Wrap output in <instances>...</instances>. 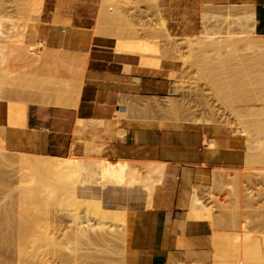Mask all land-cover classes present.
I'll return each mask as SVG.
<instances>
[{
	"label": "rangeland",
	"instance_id": "374dc122",
	"mask_svg": "<svg viewBox=\"0 0 264 264\" xmlns=\"http://www.w3.org/2000/svg\"><path fill=\"white\" fill-rule=\"evenodd\" d=\"M224 6H231L232 8L230 7L231 9L226 10V7ZM253 8L254 6L252 4H247V3H239V4L227 3V4L216 5L213 2H210L209 0H124L123 3L120 4L118 7H116L115 9L111 8L110 10L105 5L100 3V0H0V17L2 16L3 18L6 19L5 22L6 26L4 25L5 28L7 29L6 32L9 30L13 31L14 29L11 28H13L14 25L15 38H13L14 37L13 33H12L13 35L11 34L12 36H10V33L12 31L9 33V36L12 37V39H14L16 45L22 47H29V48L46 47L43 45V40L34 38L30 34L32 31L31 30L32 26H39L40 34L42 35L45 34L44 36L47 37L46 31L44 29L42 30V28H48V26H44L40 24V21L50 23L53 26V30L55 31L62 30L65 33H69L72 30V26L74 25H82L85 27H89L87 33L91 37H103L113 40L115 43L116 52L138 56L142 64L148 66L150 71H153L154 73H160L163 71L164 68H166V66H168L165 75L170 79L171 85H170V91L166 96L147 97V98H136V97L129 98L125 102V106L123 105L121 106L124 110H122L121 108L120 111L121 113H119L117 116H115L114 119H112V121L110 122L111 124L109 126L96 125L93 128L94 129L92 133L93 139L90 141L89 145L85 148V150L87 151L96 150L102 152L105 154L104 156L106 159L110 161H115V158L107 156L108 154L105 151V144L113 141V139L110 138L111 135L115 136L116 134L122 136L123 130L117 129V126L120 124V121L124 116L125 109L127 110V112L131 117V120L128 122V126H133L135 128H154L158 130H181L176 125H174V122H176L177 120L185 123V121H190L191 119V120H199L200 122L203 120L205 121L208 120L209 124L212 127H224L227 124L228 126L231 127V129H234L235 124L233 121V117L230 113L233 110L239 111L240 116L245 121L251 118H258L264 126V101L261 100L262 99L261 97L264 96V92H263L264 66H260L263 65L261 60H264V58L261 60L259 58L261 57L260 56L261 54L259 53H261L260 51H262L263 48L261 46H264V41H263L264 30H262V28L257 26L255 27L256 33L252 34L251 31L253 27L249 26V28L244 29L243 27L236 25L237 21H235L237 18H243L244 13L249 10H252ZM226 11L230 12L229 16L225 15ZM225 17H227L228 19L227 21L235 22L233 24L231 23L230 31L228 33H225V31L222 30L220 36L218 34H213L212 32L217 30L215 29L217 27L216 25L220 26L218 28L222 27V29H224L227 26L226 23H221V21ZM161 19L162 21L165 22L164 23L165 29L167 31L164 32L158 31V28H160L159 26L161 25L160 23ZM7 21H9L10 23ZM10 26L12 27L10 28ZM108 29L111 31H108ZM205 33L206 34L208 33L210 35L209 37L213 39L212 41H210V43H213L214 45H208L207 43L206 47H204L205 43H202L204 44L202 48V44H198L197 43L198 41H196L197 45H200L201 47H199L200 49L198 50V48L196 47L197 45L195 46L196 43H194V46L197 48V49L194 48L195 49L194 52L196 53V55L193 52L195 58L191 59L190 57H186L188 56L185 48L186 46L185 44H182L183 42L181 41V39L183 37H190L192 40L198 39L201 43V41H203L207 37ZM168 34L171 36H168ZM218 37H221L222 40L227 42V46H228L227 48L229 49V53L227 51L228 54L227 53H223V55L221 54L222 57L220 54H218V52L222 53V50H220L221 51L220 52L218 50L219 46H216L214 43V41ZM174 42L176 44H173ZM226 42L223 43L226 45ZM223 43L221 45H224ZM207 46L210 50L207 49L203 50L207 48ZM209 46L212 47L210 48ZM229 47H232L233 49ZM258 48L259 50L260 49L261 50L259 51ZM212 49H214L215 52L214 50L212 51ZM231 49L232 52L230 53ZM233 50H237L238 52ZM203 51L206 53H203ZM217 54L219 57H221V60L219 59V57L218 59H216ZM184 55L187 60L191 59L193 61H196L193 64L194 66L196 64L200 65L201 69L199 68L200 71L198 70L199 74L196 71L197 65L195 66V68L193 67V65L191 66L190 63L192 62L187 60L186 62L184 60L185 59ZM262 56H264L263 53ZM223 57H225L224 60L227 62L223 61ZM184 63L185 65H183ZM224 63L225 65H223ZM191 68L193 69V71ZM2 71H0V75L5 72V69L3 72ZM30 71H31L30 69L24 68L23 66L18 68L14 66H10L6 71L7 76L10 77L15 76V78H10L8 80V85H7L8 88L6 89L7 90L9 89L14 79H16L15 81L17 82H21L23 80V79L22 80L18 79L19 75L21 76V78H25V77L27 78L28 76H31ZM178 74L180 76L176 77ZM186 77L187 78L189 77L188 80ZM11 79L12 81H10ZM210 86L216 89L215 93L218 95L219 98L221 97L222 99L221 101L225 102L228 106L230 105L229 107L227 106L228 109L230 108V110L226 109L225 103H224L225 105H223V103L221 104V102L219 101L220 99H218V97H214L215 94L213 92L214 89L212 90ZM11 88H13V86L10 87L9 89L10 92L9 91L7 92L5 89V92L2 94L3 102H9L8 104L10 105L16 103V101H18V103L20 104L38 105L39 103L38 100L28 93L26 87H22L20 89L17 88L15 91H13V89ZM216 94L215 96H217ZM13 100L15 102H13ZM170 104L172 106V109ZM66 108H70V107H66ZM206 118L208 119L206 120ZM211 121L213 123L214 122L216 123L212 124ZM102 128H107V130L104 131ZM249 130H250L249 135L251 136L254 135L252 128L249 127ZM15 131L19 133L18 130ZM17 132L13 134V137H17L18 134ZM13 137H11L10 140L8 141L0 137V151H2L1 149H3L2 151L4 152L3 156H6L3 157L2 161L0 160V168H1L0 207L1 208L4 207L2 208L3 210L4 209L7 210V211L4 210L5 213H2L3 210L0 208V216H1L0 230L2 231V232L0 231V249H1L0 254H2L0 255V263L1 264L15 263L14 262L15 252L13 251L12 254V250L15 248L13 247V245H15L14 236L18 231L16 227H18L20 223V215L18 214V212H16L17 210L15 207L16 201L14 199L17 198L16 193L26 192L29 200L27 203L26 211L23 213V215H27L28 222H26L27 221L26 219H25L26 221L25 220L24 221L28 224V228L25 238L22 239L21 242H19V247H18V250L20 251L21 259L23 260V264H124L125 247H128L129 244L123 245L121 242H119V240H117L118 241L117 242L115 239L117 245H121V247L119 248V246L117 245H115L117 246L115 247L113 244L112 245L114 247H111V243H109V240H111L113 237L107 236L108 243L104 242V244H107L112 249L119 248L117 254H115L117 249L116 250L115 249L112 250L111 248L109 249V251L111 250L112 252L115 251L113 252L115 254L114 255L111 254L112 252L111 253L106 252L108 251L107 249L105 252H101L103 248L100 247L101 245H99V242H98L99 246L96 243L89 245L88 244L84 245L85 244L84 243L82 245V244H76L75 241L70 239L69 236L72 227L70 218L68 217V213H69L68 210L70 209V207L67 206L68 204L67 201L61 202V200L64 199L66 196L65 189L62 186H60L58 182H56L54 175L50 171L51 166L48 165L45 170H40L36 173L31 171L29 160L26 158L25 160L21 156H23L24 150L31 146L32 141L28 139L25 147L23 146L17 147V142ZM11 139H13V142L16 143H13ZM3 140L6 143L8 142L7 143L8 146L10 142L9 148L8 146H6V143L3 142ZM250 147L251 145L249 144V148ZM11 150H14L16 155ZM250 153L251 152H249L248 155H250ZM17 155L19 156L21 155L20 159L19 157L18 158L16 157ZM75 155L77 156L80 155L79 149L75 150ZM54 157L55 159L52 160H56L60 162H63L65 159H67V156L64 157L54 156ZM116 161L119 162V165L118 167L115 166L111 167L110 176L111 179H113L116 185L118 186L122 181L130 182L131 178H138L141 181H144L147 178L153 180L156 175V171H155V167L150 164L163 163L161 161H139V160L126 161L119 159H116ZM228 166L229 167L226 168L227 172L226 171L224 172L226 174H221L223 173L222 171L221 172L219 171V174H216V172H218L217 170L215 172L210 168H206L204 171L201 172L197 171L195 174H189L185 176L183 180L186 182L188 188H190V186L192 185V190L196 194V196L200 199V202L205 204V206L208 209L209 208L211 209V214H213L212 217H216L215 220L213 219L215 224H216V220L220 221L219 222L220 225L217 224L218 226H220V230H217L219 227L218 228L216 227V229H214L215 234H218L217 232L219 231L221 238V233L223 232L224 236L221 239H224L227 242L230 241L229 239H231V243L232 241L234 243L236 241L239 242L238 241L240 240L239 238L242 237L241 238L242 240H240L241 242L244 240L243 238L245 237L246 241L245 240L244 241L246 243L243 242V244L241 243L242 245L246 244L245 246H247L251 241L253 242L255 241L256 244L257 241L256 239H254L253 234L255 235V233L258 232V235L255 236H260L261 238L264 237V229H263L264 227H262V224H264L263 221L264 220V175L261 177L251 176L248 174H238V173L237 175H235L234 173H236L239 169H237V171L234 170V172L233 170L229 171V169L237 165H228ZM6 171H8V173H6ZM22 173L23 174L25 173V177H23L21 180L16 181L17 180L16 177L17 176L20 177ZM199 173L206 180L200 179V177L198 176ZM8 174L10 176L12 175L13 176L10 177ZM6 175H8L7 180L8 179L10 181L12 180L11 183L10 182L8 183L6 181ZM210 178H213L214 180ZM5 181L7 182V186L6 183H4ZM232 182H234L233 184H235L236 182L235 185L237 186L238 184L237 187H239L238 188L239 191L237 189L238 191L237 194L240 193L239 194L240 196L236 195L237 198L239 197L238 200H236V202L237 201L239 202V203L237 202L238 203L237 205H235L236 202L234 201L236 197L232 195V192L230 191ZM5 187L8 188L6 189ZM1 188L5 191V194ZM10 189L13 191V196L12 194H10L11 191ZM135 192L136 189H133L132 195H134ZM6 195H8L9 197ZM32 196H34V198L31 199ZM246 196L249 197L252 196L251 199L248 197L250 201L247 200ZM11 197L13 202L11 200ZM4 198L5 199L8 198L10 200L8 199L5 200ZM145 200L150 201L151 197L147 196ZM5 201H7V203ZM80 202L82 203V207L79 209L80 212L83 213L85 210L96 212L95 206L88 204L84 200H80ZM7 207L10 208L8 209ZM11 207L14 209H12ZM133 207L141 209L140 205L135 203ZM10 209L13 211H10ZM116 211H118L120 215L123 214L122 220L128 219V215L126 214L125 211H123L122 213L119 210ZM6 212H8L10 215ZM16 213L18 215H16ZM230 213H233L232 215L235 216V220L237 217L238 220L241 219L243 221L244 219V221L247 222V226L246 225L243 226L244 224H241L242 228L239 227L238 229L237 227V229L240 230L241 234L239 233V231L237 232V230L235 229L236 227L234 228V232L240 234V236H238L239 234L237 235L238 237L236 236V238L238 239H233L235 238L234 236L236 235L234 233H233L234 236L230 238L231 236L230 233L233 230L232 228L233 226L237 224L240 225V223L243 222L239 220L240 223L237 222V224L235 223L233 225L232 223H230L231 224L230 226H232L230 228V226L226 224L227 218L229 217V215H231ZM3 215L4 217H2ZM83 215L84 214H82V216ZM232 215L230 217H232L233 219L234 216ZM5 216H7V218ZM119 218L117 217L116 219L118 220V222H119ZM225 218H226V222H225L226 227H222V224L224 222L221 223V221H223L222 219L225 220ZM3 219L4 221H2ZM228 219H230V221L234 220V219L231 220V218ZM116 220L115 221L113 220V223H115ZM5 223L6 224L10 223V224L4 225ZM115 224L111 223L112 229L114 230L117 229L116 227H113ZM122 224H120V226ZM215 224L214 226H217ZM117 225L119 226V224ZM227 226H229L228 232H227L228 229L225 231ZM4 229L6 232L4 231ZM243 230H246L247 232L249 231L248 237H250L251 241L247 240L245 235H242V234H246V231L243 233ZM6 233H9V236H7ZM10 234L12 235V237H10ZM1 235L4 237L3 238L4 240H2ZM226 235L228 236L226 237ZM5 237L8 238L7 240L10 239L13 241L12 242L8 241L10 242L8 244L7 241L5 240ZM110 237L111 239L108 240V238ZM215 237H217V235H214V238ZM225 237L227 240L225 239ZM260 237L258 239H260ZM68 240H70L72 246L76 247L77 249L76 251L77 253L73 255L75 256L73 257L75 259L73 258L70 259L71 256H69L67 251L62 249V247L57 248L53 245L54 242L66 243ZM247 241H249L248 244ZM4 242H6L5 244L6 246L9 245L7 246L8 248L3 245ZM215 242H217V240H215ZM253 242L251 244L254 245L253 249L256 246L258 247V245L260 246L264 245L263 241L259 242L260 244H258L257 242L258 245L256 244V246ZM95 244L97 246H95ZM241 244L238 245L240 246ZM107 245L104 246L106 247ZM218 246H220L219 243ZM226 246L224 249H226ZM3 247H5L6 249L4 248L5 249L4 250ZM222 247L223 246H220L219 248ZM235 247H231L229 242V249L231 248L230 252L232 251L236 252L237 248ZM248 247H251L252 249V246L248 245L246 248ZM233 248L235 250H233ZM241 248H243V246ZM246 248L244 249V251L246 250ZM253 249L252 251H256V249L255 250ZM97 250L99 251L97 252ZM219 250H220L219 252L221 253V249ZM227 250L228 248L226 249V251ZM241 250L243 249H240L239 247L240 252ZM258 250H260V253L263 251L259 248ZM244 251H242L241 253H243ZM246 251L247 254L243 253L242 255L250 256L249 254L250 251L248 249ZM252 251L251 254L253 253ZM240 252L237 251V254ZM225 254L226 252L224 253V256ZM253 254H252V258L249 257L250 259L248 258V256L245 257V259L247 258L249 259V260L247 259V262L251 263L252 259L254 261V258L257 257V260L259 259V261H256V259L255 261L258 264L264 258L263 254L262 257L259 254V256L262 259L258 258V254L257 255L254 254L256 257L255 256L253 257ZM88 255H90L91 258H94L95 256L96 259H91ZM228 255L229 254L227 253V256ZM239 255L242 256L241 254ZM84 256H86L87 259H84ZM220 256L221 257L219 258H221V260H218L219 262L217 261V263H221V262L225 263V261L226 262L228 261L227 259L228 257L222 260V258H224L222 257L223 254H221ZM1 257L5 261L1 259ZM229 258L230 261L232 258L233 261L234 260L236 261V259H234L236 257L230 256ZM242 258L241 257L237 258V262L239 261L238 263L240 264L242 262H245V260ZM2 260L4 263H2ZM86 260H90V261L86 262ZM247 262L246 264H248Z\"/></svg>",
	"mask_w": 264,
	"mask_h": 264
},
{
	"label": "bare ground",
	"instance_id": "6f19581e",
	"mask_svg": "<svg viewBox=\"0 0 264 264\" xmlns=\"http://www.w3.org/2000/svg\"><path fill=\"white\" fill-rule=\"evenodd\" d=\"M123 1L124 0H100V3L105 5L110 10L111 8L115 9L116 7H118L120 4L123 3ZM224 7H226V10H229L232 8L231 6H224ZM233 8H234V6H233ZM253 9L249 10L247 12L244 11L245 13H244L243 18H237L235 20V21H237L236 25H239L240 27H243L244 29L249 28V26L253 27V29L251 31L252 34L256 33L255 27H257L259 20L264 17V13L256 12ZM224 10H225V8H224ZM225 13H226L225 14L226 16L230 15L229 11H226ZM1 17H0V71H2V70L4 71V69H5V72L0 75V135H1L0 137H2V139L4 138V140L8 141V140H10L11 137H13V134L15 132H17L15 130H18L19 133L17 132L18 133L17 137H13V138H15V141L17 142V147H20V146L25 147L28 139H30L32 141L31 146L24 150L23 156L20 155L23 159L26 158L29 160L30 170L36 173L40 170H45L48 165L51 166L50 171L54 175L56 182H58L60 184V186H62L65 189L66 196L64 199L61 200V202L67 201L68 202L67 206L70 207V209L68 210V212H69L68 217L70 218V222L72 224V227L70 230V236H69L71 240L75 241L76 244H82V245L84 243H85L84 245H86V244L89 245V244H93V243H96L98 245V242H99V245H101L100 247H102L103 250L105 249L104 251L102 250L101 252H105L107 249L108 251H106V252H108V253H111L112 250L115 249V248L112 249L111 247H114L115 245H117V243H116L117 240H119V242H121L123 245L129 244V246H130V243L132 240L135 216L138 212L152 207V204L154 201L153 200L154 196H156L158 194V188L161 187L163 185V182H164L166 163L163 162V163H158V164H154V163L150 164V165H153L155 167V171H156V175H155L153 180H151L150 178L149 179L147 178L144 181H141L138 178H131L130 182L129 181H122L119 186L116 185L115 181L113 179H111L110 170H111V167H114V166L118 167L119 162H117L116 160L110 161V160L106 159L104 156L105 154L102 152H99L96 150L95 151L85 150V148L89 145L90 141L93 139V137H92V135H93L92 133L94 130L93 128L96 125L109 126L111 124L110 122L112 120H110V121H106V120H104V121H102V120L101 121L100 120H86V121L85 120H76L77 121V122L75 121L76 127L73 130L74 132H72L73 145L70 148V151H68L69 153L67 155V159H65L63 162L52 160V159H55L54 156L42 155V154L38 153V151L36 149V145H35V138L33 136H31L28 132H26L23 128V119L25 116L24 112H25L26 104H20V103H18V101H16V103L10 105V104H8L9 102H3L2 101L3 100L2 94L5 92V89L8 88L7 87L8 80L10 78H15V76H12V77L7 76L6 71L8 70V68L10 66L6 65V63L10 60H15V59L19 58L21 61H23V60L25 61V65H23V67L31 70L30 71L31 76H28L27 78L26 77L21 78L20 75L18 76V79H20V80L23 79L21 82L15 81L16 79L13 80L12 85L10 84L11 85L10 87L13 86V88H11V89H13V91H15L17 88L20 89L22 87H26L28 93L31 94L33 97H35L38 100V102H39L38 105L57 106V107H61V108H66V107L76 108L77 107L78 102H79V98H80V94H81V90L83 87V82H84L82 80L81 73H85V72H83L84 70L82 71L81 65L75 66V67H70V69H68V70H70V72L69 73L67 72V74H69V75L71 73V76H69V77L64 72V74L67 76V78H63L61 75H59V73L58 74H52L51 71H49V70H44L43 72H40L39 66L45 65V63L43 61V57H44L45 52L48 50V44H49L48 43V37L44 36L45 34L44 35L40 34L39 26H32L31 27L32 31L30 34L34 38H38V39L43 40V45L46 47H43V48H31L30 47L29 48V47H22V46L16 45L14 39H12V37H10L15 32L14 31L15 30L14 25H13V28H11L12 26H10V28L14 29V30L13 31L11 30L12 32L9 30V31H7L8 32L7 33L6 32L7 29L5 28L6 19L3 17L1 18ZM227 20H228L227 17H225L221 21V23L227 24V26L225 28L223 27L224 29H222V27L218 28L220 26L216 25L217 27L215 29H217V30L213 31L212 33L218 34L219 36L221 35L222 30L225 31V33H228L230 31V28H231V26H230L231 23L233 24L235 22L227 21ZM7 22H9V21H7ZM160 23H161V25L159 26L160 28H158V31H160V32L167 31L165 29V24H164L165 22L162 21V19H161ZM108 31H111V30L108 29ZM9 33H10V36H9ZM207 34H206L207 37L203 41H201V43L198 39L192 40L190 37H183L181 39V41L183 42L182 44H185V46H186L185 48H186V52L188 55L186 57H190L191 59L195 58L194 56L196 55V53L194 52V50L197 48L199 50L200 49L199 47H201L200 45H197V43L198 44L205 43L204 47H206L207 43H208V45H214L213 43H210V41H212L213 39L211 37H209L210 36L209 34L208 35ZM168 36H171V35L168 34ZM13 38H15V34H14ZM196 41H198V42L196 43ZM263 41H264V37H263ZM74 42H76V41H74ZM223 42H226V41L222 40L221 37H218L214 41L215 45L219 46L218 50L219 51L222 50V53L218 52V54H220V55L221 54L223 55V53H227V51L229 53V49L227 48L228 47L227 42H226V45ZM194 43H196L195 46L197 45L196 46L197 48L194 46ZM222 43L224 45H221ZM173 44H176V43L174 42ZM203 45L204 44H202V48H203ZM68 47H70V46H68ZM209 47L211 48L212 46H209ZM261 47H263L262 51H260L261 49L259 50V48H258V50L261 52V53H259V54H261L260 55L261 57H259L260 60L264 58V56H262V53L264 54V46H261ZM229 48H232V47H229ZM60 49H61V46H60ZM60 49H59V51H60ZM206 49L210 50L208 48V46H207V48H205L203 50H206ZM214 49H212V51ZM232 49H231L230 53L232 52ZM53 50H54V48H53ZM65 50L66 49H64V51ZM71 50H73V49H71ZM218 50H216V51H218ZM73 51H75V50H73ZM82 51L83 50H81V52ZM233 51L238 52L237 50H233ZM193 52L195 53V55ZM214 52H215V50H214ZM203 53H206V52L203 51ZM56 54H58V52ZM65 54L66 53H64V55ZM73 54H72V57H73ZM218 54H217V56L215 55L216 59H218V57H219ZM67 55H69V54H67ZM185 55H184V57H185ZM222 55H221V57H222ZM59 56H60V54H59ZM59 56H56V57H59ZM62 57H64V56H62ZM186 57L184 59L185 61L187 60ZM221 57H219L220 60H221ZM225 57H223V61H225L224 60ZM180 58H181V56H180ZM191 59L187 60V61H191L192 63H190V62H188V63H190L192 66L194 64V62H196V61H193ZM86 60H87V58H86ZM229 61H231V60H229ZM225 62H227V61H225ZM261 62L263 63V65H260V66H264V60H261ZM185 63L183 65H185ZM223 65H225V63ZM63 66H65V65H63ZM84 66H85V64H84ZM195 66L193 65L194 68H195ZM45 68H47V66ZM62 68L63 67H61V69ZM199 68H200V65H197L196 71L198 74H199L198 70L200 71V69H201V68L200 69ZM126 69H127V67H126ZM126 69L124 71H126ZM63 70H64V68H63ZM192 71H193V69H192ZM59 72L61 74H63L60 70H59ZM178 76H180V75L178 74L176 77H178ZM188 78H187V80H188ZM183 79H184V77H183ZM20 80H18V81H20ZM179 80H180V78H179ZM10 81H12V79ZM10 87H9V89H10ZM189 88H190V85H189ZM193 88H194V86H193ZM210 88L212 90L214 89L211 86H210ZM9 89L8 90L6 89V91L8 92ZM213 92L215 93L216 89H214ZM263 92H264V90H263ZM215 94H214V97H218V95L216 94L217 96H215ZM261 98H262L261 100L264 101V96ZM218 99H220L219 101L221 102V104L222 103H223V105L226 104L225 102L221 101L222 100L221 97L220 98L218 97ZM218 99H216V100H218ZM205 100H206V98H205ZM13 102H15V101L13 100ZM197 102H199V101H197ZM173 104H174V102H173ZM201 104H202V102H201ZM170 106H171V104H170ZM227 106L228 105L226 104V109H228V107L230 105L228 107ZM121 108L122 107H120V110L117 113L113 114L114 115L113 119L115 118V116H117L119 113H121L120 112ZM171 109H172V106H171ZM122 110H124V109L122 108ZM173 110H174V107H173ZM228 110H230V108ZM175 111H176V108H175ZM233 111H231L230 113L233 117V121L235 124L234 129H231V127L228 126L227 124L224 127H212L207 120L209 118L208 116H207L208 118H206L207 121L203 120L201 122L199 120H191L190 119V121H185V123H184L181 121H177L175 119L176 122H174V125H176L181 130L200 131L203 135L202 144H203V146H205L208 149H227V150H240V151H242L243 157H242L241 164L237 165V166H233L231 169H229V171L233 170V172H234V170L237 171V169H239L238 171L240 173L238 171L237 172L235 171L236 172V173H234L235 175H237V173H238V174H248L251 176H260L261 177L264 175V126L258 118H251V119H248L245 121L240 116L239 111H235V110H233ZM181 116H182V114H181ZM174 117H176V116H174ZM203 118H205V117H203ZM178 119H181V118H178ZM214 123H216V122H214ZM214 123L212 122V124H214ZM249 127L252 128V130L254 132V135H252V136L249 135L250 134ZM102 129L104 131L107 130V128H102ZM116 137H121V135H116V134H115V136L111 135L110 138L114 140ZM4 140H3V142H5ZM11 140L13 142V139H11ZM16 142H13V143H16ZM7 143H6V146H8ZM249 144L251 145L250 148H249ZM9 146H10V142H9ZM9 146H8V148H9ZM77 149H79V151H80V155H78V156L75 155V150H77ZM1 150L3 151V149H1ZM6 150H8V149H6ZM2 151H0V160L1 161L3 160V157H6V156H3L4 152H2ZM11 151L14 152V150H11ZM249 152H251L250 155H248ZM5 153H8V152H5ZM14 154L16 155L15 152H14ZM20 156L17 155L16 157L17 158L19 157V159H20ZM248 157H249V159H248ZM258 160H261V161H258ZM9 162H12V161H9ZM202 167L210 168L215 172L217 170L218 172H216V174H219V171L223 172L221 174H226L224 172L225 171L227 172L226 168H228L229 166L228 165H207V164H204ZM0 170H1V168H0ZM6 173H8V171H6ZM214 173H213V175H214ZM221 174H220V176H221ZM8 175H6V181L8 183L9 182L11 183L12 180L11 181L9 179L7 180ZM211 175H212V173H211ZM12 176H10V177H12ZM98 176H100V177H98ZM198 176L200 177V179L206 180L200 173L198 174ZM23 177H25V173L24 174L22 173V175L20 177L17 176L16 181L21 180ZM211 177H213V176H211ZM210 179H213V178H210ZM6 181L4 183H6V186H7ZM233 183L234 182H232V184H231L230 191L232 192V195H234L236 197V199L234 200L236 202V200H238V198H239V197L237 198V196H240L239 195L240 193L237 194V192L239 191V189H238L239 187H237L238 184L236 186L235 185L236 182H235V184H233ZM1 187H3V186H1ZM235 187H237V188H235ZM5 188L7 189L8 187H5ZM133 189H136V192L134 195H132ZM237 189H238V191H237ZM2 191L5 194V191L3 189H2ZM8 192H9V190H8ZM10 194H12V196H13L12 190L10 191ZM10 194H9V196H10ZM16 194H17V198H15L14 200L16 201V203H15V207L17 209L16 212H18V214L20 215V223H19L18 227L15 226L18 231L16 230L17 233L14 236L15 237V241H14L15 245H13V247H15L14 248L15 250L12 248L13 249L12 254L14 251L15 252L14 253V255H15V261L14 262L15 263L14 264H23V260L21 259L20 251L18 250V247H19V242H21L22 239H24L26 234H27L28 224L26 222H28V220H27V215H23V213L26 211L29 198H28V195L26 192H20V193H16ZM6 196H8V195H6ZM147 196L151 197L150 201L145 200ZM246 197H247V200L250 201L252 196H250V197L246 196ZM32 198H34V196H32L31 199ZM6 199H8V198H6ZM8 200H10V199H8ZM11 200H12V197H11ZM80 200H84L88 204L95 206L96 212L95 211L92 212L90 210H85L83 213L80 212L79 209L82 207V203L80 202ZM5 202L7 203V201H5ZM12 202H13V200H12ZM237 202L235 203V205H237L239 203V202L238 203ZM134 203L140 205L141 209L133 207ZM253 203H255V202H253ZM250 204H252V203H250ZM250 204H249V207H250ZM182 205L185 208V210L182 213H176L177 217L189 218V219H195V220H206L209 222L210 227H211L210 249L206 253L204 260L192 259L189 257H185L183 259L174 257V258L169 260L168 264H221V263H223V264H237L239 262V261L237 262V258H239V257L242 258V256H243L242 259H244L245 262H242L241 264H243V263L246 264L247 259L249 257L252 258V254L254 252H255L254 253L255 255L258 254V258L262 259L261 257L264 255V249H262V248H264L263 247L264 245L260 246L258 244H260L259 242H262V241L264 243V240H261V239H264V237L261 238L260 236H255V235H258V232H256L257 234L255 233V235L252 233L254 236V239H256V241L258 242V244L256 242L258 247L256 246L255 241L254 242L251 241L250 237H248L249 231L247 232L246 230H243V233L246 231L247 235L246 234H242V235H245L247 240L251 241L250 243H249V241H247V244L249 243L248 245L252 246V249L254 246V245H251L252 242L255 244L256 247L253 250L256 249V251L259 253H257L256 251H252L251 247L246 248L248 246V245L245 246L246 244L242 245L243 242L246 241L245 237L243 238L245 241L243 240L240 242V240H242L241 239L242 237L239 238L240 239V240H238L239 242L234 240L237 242V243L235 242L237 244L236 245L233 241L231 243V239H229L230 241H228V242L225 241L224 239H221L224 236L222 231H221L222 232L221 238H220L219 231L217 232L218 234L214 233L215 232L214 229H216V227L217 228L219 227L217 230H220V226H218V225H220V223H219L220 221L216 220V224H215L214 220L216 219V217H212L213 214H211V209L210 208L208 209L205 206V204L200 202V199L196 196V194L192 190V185L190 186V188L186 187L183 190ZM233 205H234V203H233ZM6 206H7V204H6ZM161 206H162V204H161ZM217 207H220V206H217ZM232 207H234V206H232ZM252 207H253V205H252ZM2 208H4V207H2ZM12 209H14V208H12ZM154 209H156V208H154ZM4 210L2 211V213H5ZM116 210H119L121 213L123 211H125L126 214L128 215V219L122 220L123 214L120 215V213H118V211H116ZM5 211H7V210H5ZM10 211H13V210L10 209ZM112 211L113 212L115 211L114 212L115 216H114ZM218 211H219V208H218ZM8 212H6V213H8ZM111 213H112V216H111ZM18 214L16 213V215H18ZM82 214H84V215L82 216ZM228 214H229V212H228ZM230 214L232 215L233 213H230ZM9 215H8V217H9ZM116 215H118V216H116ZM231 215H229L228 218H231V220H233V219L234 220L230 221V219L227 218V223H226L227 225L230 226L231 225L230 223H232V225L235 223L237 224V222L240 223L239 220H241V219L238 220V218L236 217V220H238V221H236L235 216L232 215V216H234V218L232 219V217H230ZM2 217H4V215ZM5 217L7 218V216H5ZM117 217L121 218V220L119 218V222H118V220H116ZM4 219L2 221H4ZM111 220H112V222H111ZM113 220L114 221L116 220L115 223L118 222L117 224H119V226L117 224L113 223ZM222 220L223 221H221V223L224 222L222 224V227H226V224H225L226 218H225V220L224 219H222ZM16 221H17V219H16ZM120 221H121V223H120ZM110 222L112 224L117 225V226H115V225L113 226V227H116L117 229H115V230L112 229V225ZM241 222H243V223H240V225L237 224L233 227L230 226V228L231 227L233 228L232 232L230 233L231 234L230 238H232V236H234V234H236L234 236L235 238H233V239H238V238H236V236L240 233V230H238V229H239V227L242 228L241 224H244L243 226H245V225L247 226V222H245L244 219H243V221L241 220ZM7 224L9 225L10 223H7ZM7 224L5 223L4 225H7ZM11 224H13V223H11ZM120 224H122V225L120 226ZM214 224L215 225L218 224V225L214 226ZM263 225L264 224H262V227H264ZM229 226H227L225 231L228 229ZM8 227H10V226H8ZM237 227H238V229H237ZM234 228L237 230V232L239 231V233L234 232ZM246 228H248V227H246ZM247 230H249V229H247ZM255 230H256V228H255ZM255 230H254V232H255ZM4 231H5V229H4ZM228 231H229V229L227 230V232ZM252 231H253V229H252ZM6 234H7V236H9V233H6ZM240 234L238 236H240ZM214 235H217V237H215L217 239L214 238ZM218 235H219V237H218ZM107 236L113 237L112 239H111V237L108 238V240L111 239V240H109V243H111V247H109L107 244H104V242L108 243ZM227 236L228 235H226V237ZM10 237H12L11 234H10ZM226 237H225V239H226ZM259 237H260V239H258ZM1 238H2V240H4L3 236ZM7 239L8 238L5 237V240L7 241L8 244L13 241V240H10V239L7 240ZM115 239H116V241H115ZM2 240H1V242H2ZM112 240H113V242H112ZM215 240H217V242H215ZM259 240H261V241H259ZM8 241H10V242H8ZM222 241H224V242H222ZM220 242H221V244H220ZM229 242H230L231 247L236 246L235 248H237L238 252H240L239 247H240V249H243V250H241V252L244 251L245 248H246V250L248 249L250 251V252L248 251L250 256L249 255H242L243 253L247 254L246 250L243 253L240 252L238 254H237V251L236 252L235 251L230 252L231 248L229 249ZM218 243L220 246H223V247L219 248L220 246H218ZM222 243H224V244H222ZM263 243H261V244H263ZM5 244H6V242H4V244H3L5 247L9 246V245L6 246ZM96 244H95V246H97ZM238 244H241V245L239 246ZM53 245L57 248L62 247V249L67 251L68 255L71 256L70 259L75 257L73 255H75L77 253L76 247L72 246V243L70 240H68L66 243H62V242L55 243L54 242ZM104 245H107L106 246L107 248ZM91 246H93V245H91ZM117 246H119V248L121 247V245H117ZM117 246H115V247H117ZM129 246L125 247V251L127 248H129ZM225 246H226V249L228 248L227 251H226V249H224ZM237 246H239V247H237ZM242 246H243V248H241ZM5 247H3V249ZM110 248L112 249L111 251H109ZM119 248H116L117 249V250L115 249L116 252L115 251H113V252H115V254H117ZM258 248L263 250V251L260 253V250H258ZM219 249H221V253L219 252L220 251ZM224 250L226 252V254H225L226 257L224 256V253H225ZM233 250H235V249L233 248ZM0 251H1V249H0ZM98 251L99 250H97V252ZM251 251L253 252L252 254H251ZM113 252L111 254H114ZM119 252H120V250H119ZM227 253L231 257H236V258H234V259H236V261L235 260L233 261L232 260L233 258L230 261V258H229L230 256L229 255L227 256ZM221 254H223L222 257H224V258H222V260H224L228 257L227 262L225 261V263H224V262L220 261L221 263H217L218 260H221V258H219V257H221L220 256ZM234 254L237 256H235ZM239 254H241L242 256H240ZM254 254H253V257L255 256ZM259 254L261 257L259 256ZM0 255H2V254H0ZM10 255H11V253H10ZM90 255H88V256L90 257ZM86 256H87V254H86ZM86 256H84V259H87ZM246 256H248L247 259H245ZM79 257H80V255H79ZM1 259H3V258L1 257ZM4 259H5V256H4ZM73 259H75V258H73ZM91 259H96V258L94 256V258H91ZM255 259H256V261H259V259L257 260V257H256V258H254V261L252 259L251 263L250 262H247V263L248 264H255L256 263ZM3 260H2V263H4ZM87 261H90V260H86V262ZM261 262H259V263L264 264V258ZM238 264H240V263H238Z\"/></svg>",
	"mask_w": 264,
	"mask_h": 264
},
{
	"label": "crops",
	"instance_id": "0c3cea01",
	"mask_svg": "<svg viewBox=\"0 0 264 264\" xmlns=\"http://www.w3.org/2000/svg\"><path fill=\"white\" fill-rule=\"evenodd\" d=\"M209 1L216 5L252 4L256 12L264 13V0ZM40 24L48 26L42 30L46 31L49 44L43 57L47 68L40 65L39 71L49 70L67 78L71 76V73L67 74L70 67L81 65L85 73H81L84 82L76 108L26 104L23 128L35 138L38 153L67 156L73 145L72 132L76 120L110 121L129 98L164 97L169 93L171 82L165 75L168 66L162 72L154 73L142 64L138 56L116 52L113 40L91 37L87 33L89 27L74 25L69 33H65L53 30L50 23L40 21ZM257 26L264 30V17ZM6 65L18 68L25 65V61L17 58ZM130 120L125 109L117 126L123 130L122 136L105 144L108 156L115 160L161 161L166 163V169L163 185L158 188L152 207L135 216L124 264H168L174 257L204 260L210 249L209 222L176 216V213L184 212L182 196L187 184L183 179L189 174L204 171V164L240 165L242 151L208 149L202 144L200 131L135 128L128 126Z\"/></svg>",
	"mask_w": 264,
	"mask_h": 264
}]
</instances>
